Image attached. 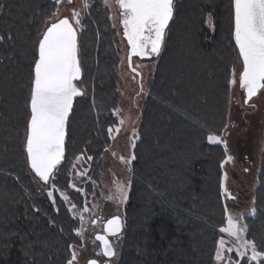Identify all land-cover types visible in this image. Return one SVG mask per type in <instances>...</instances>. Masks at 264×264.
Wrapping results in <instances>:
<instances>
[{
  "label": "trees",
  "instance_id": "obj_1",
  "mask_svg": "<svg viewBox=\"0 0 264 264\" xmlns=\"http://www.w3.org/2000/svg\"><path fill=\"white\" fill-rule=\"evenodd\" d=\"M0 264H67L79 220L53 189L30 172L25 139L40 35L55 0H0ZM232 0H173V16L148 82L133 147L117 264H212L226 223L222 194L225 150L208 137L227 122L232 70ZM108 10L91 7L78 30L82 75L67 122L65 154L51 184L76 205L69 186L72 159L91 155L97 177L112 110L118 103V57ZM255 215L246 238L264 251V146L254 189ZM240 264H248L240 258ZM253 264V263H252Z\"/></svg>",
  "mask_w": 264,
  "mask_h": 264
},
{
  "label": "snow or ice",
  "instance_id": "obj_2",
  "mask_svg": "<svg viewBox=\"0 0 264 264\" xmlns=\"http://www.w3.org/2000/svg\"><path fill=\"white\" fill-rule=\"evenodd\" d=\"M55 2L59 4L62 0ZM68 2L71 3L72 0ZM116 2L121 9L124 36L131 45L132 54L141 57L159 54L165 29L173 16V0H116ZM83 7L85 9L89 7L87 0H84ZM233 8V35L242 59V70L237 77L233 68L231 83L233 85L238 83L245 90V103H248L264 90V0H233ZM49 20L50 23L38 41V58L34 62L25 145L31 168L46 182L54 176V171L64 159L66 126L73 109V100L83 94L75 83L82 71L77 39V26L81 24L80 12L74 9L71 20L68 17L58 18L57 12ZM2 39L3 37H0V40ZM112 131L110 128L109 132ZM208 139L220 141L218 136L210 135ZM134 159L133 155L127 162L130 163ZM51 195L49 192V196ZM116 197L127 199L124 185H116ZM64 199L67 200L68 197L64 196ZM72 207L75 208V205ZM87 210L85 208V211ZM255 212L256 209L253 207L250 214L255 215ZM226 219L227 226L221 227L220 232L227 234L232 240L224 237L219 239L215 259L227 260V264H240L239 261L233 262L231 257H225V252L235 251L240 258L247 257L248 264L252 262L264 264V251L258 250L255 240L245 238L247 225L242 223L243 216L227 215ZM121 228L119 216L112 217L106 222V232L112 236L117 235ZM95 239L102 245L101 252L97 255L109 258L116 255L107 235L97 234ZM229 244L232 246L229 247ZM69 247L73 250L67 264H78L75 248L71 245ZM87 264L100 262L97 259H90Z\"/></svg>",
  "mask_w": 264,
  "mask_h": 264
},
{
  "label": "rangeland",
  "instance_id": "obj_3",
  "mask_svg": "<svg viewBox=\"0 0 264 264\" xmlns=\"http://www.w3.org/2000/svg\"><path fill=\"white\" fill-rule=\"evenodd\" d=\"M87 3L89 7L85 9L83 7L84 0H72L71 3L68 0H62L61 3L56 5L54 13L58 12V17L67 15L71 19L72 12L75 9L80 12L82 22L87 11L93 6L101 5L108 10V17L115 33L114 47L118 57L116 74L119 98L116 108L112 110L114 123L108 128L109 142L104 146L95 179L89 174L91 159H88V157H91V155L88 150H83L72 159L69 168V186L81 193L83 197L81 206L76 205L63 190L54 187L51 184V178L47 183H41L36 178V183L48 196L49 192L52 193L49 196L51 200L53 199L54 189L71 215L79 220L76 233L81 241L72 245L78 254V264H86V261L90 258H96L103 264L105 258L102 255H97L99 252L98 244L93 239L92 234L100 225L101 220L112 215H120L122 219L124 218L127 199L123 200L116 197V185H124L128 195L131 162L128 163L127 161L133 156V147L137 140V128L156 58H133L132 65L141 71V86L139 87L136 74L127 67V45L121 35L120 14L115 0H107V2L105 0H87ZM80 27L81 24L77 26V30ZM241 70L242 64L239 58L236 67L237 77ZM110 128L113 129L111 133L109 132ZM116 129H119V131H116ZM211 136L220 137V141L210 142L221 144L225 150V157L222 161V194L226 218L227 215L236 216L240 214L243 216L242 223L246 224L245 218L252 215L250 210L253 208L260 155L264 146V90H261L257 96L244 104L242 89L239 88L238 83L233 85L230 81L225 128L219 134H212ZM77 157H80V159H77ZM121 157L124 159H121ZM228 157L232 159L228 160ZM81 173L85 174L81 175ZM64 196H67L68 199L65 200ZM110 196L113 198L109 199ZM231 197H234V199ZM72 205H75V208ZM85 208L88 210L85 211ZM81 216H83V220H81ZM94 220L98 222L92 223ZM225 226H227V219ZM123 232L124 225L120 237L114 242L116 255L109 259L108 264H117ZM221 237L232 240L227 234L220 232L218 241ZM218 241L212 264H227V260L217 261L215 259ZM228 246L232 245L229 244ZM72 250L73 248H71V252ZM225 257H231L233 262L240 260L235 251L232 253L225 252ZM69 259H71V255ZM252 263L256 264V262Z\"/></svg>",
  "mask_w": 264,
  "mask_h": 264
},
{
  "label": "water",
  "instance_id": "obj_4",
  "mask_svg": "<svg viewBox=\"0 0 264 264\" xmlns=\"http://www.w3.org/2000/svg\"><path fill=\"white\" fill-rule=\"evenodd\" d=\"M115 3L117 4V2H116V0H115ZM117 7H118V9H119V14L121 13V9L119 8V6H118V4H117ZM232 8H233V0H232ZM64 17H68L67 15H64V16H60V17H58V18H64ZM69 18V17H68ZM70 19V18H69ZM121 19H122V17H121V15H120V18H119V24H120V27H121V35H122V37H123V39L125 40V42H126V45H127V54H126V63H127V67H128V69L131 71V72H133L134 74H136V76H137V81H138V83L140 82V76H141V72L137 69V68H135L133 65H132V61H133V58H138V59H152V58H156L159 54H151V55H149V56H144V57H141V56H139V55H136V54H132V49H131V45L128 43V40H127V37H125L124 36V29H123V25H122V23H121ZM71 20V19H70ZM170 22V21H169ZM50 23V21L47 23V25L44 27V29H43V31H42V33H41V35H40V38H39V40L41 39V37H42V34H43V32H44V30L46 29V27L48 26V24ZM169 24V23H168ZM166 30V29H165ZM233 32H234V8H233ZM164 36H165V33H164ZM232 38H233V42H234V44H235V40H234V35L232 34ZM77 39H78V35H77ZM38 40V41H39ZM162 46V45H161ZM235 46H236V44H235ZM236 49H237V52H238V55H239V50H238V47L236 46ZM160 51H161V48H160ZM160 53V52H159ZM38 58V44H37V51H36V59ZM239 58H240V61H241V64H242V59H241V57L239 56ZM35 59V60H36ZM133 69H135V71H133ZM33 74H34V64H33ZM81 75H82V71H81ZM81 79V76H80V78H79V80ZM78 80V81H79ZM78 81H76V82H78ZM75 82V83H76ZM238 86H239V84H238ZM78 87V86H77ZM79 88V87H78ZM239 88H241L240 86H239ZM80 89V91L82 92V90H81V88H79ZM242 89V88H241ZM242 91H243V103L244 104H247V103H245V100H246V92H245V90L244 89H242ZM82 96V95H81ZM78 97H80V96H78ZM78 97H75L74 98V100L76 99V98H78ZM74 100H73V103H74ZM70 114H71V112H70ZM70 114H69V116H70ZM29 117H30V100H29ZM29 117H28V119H29ZM28 122V121H27ZM27 133V132H26ZM66 135H67V126H66ZM65 141H66V136H65ZM25 145H26V139H25ZM25 154H26V160H27V165H28V168H29V170H30V172L32 173V175L35 177V178H37L41 183H47L46 181H44V180H42L36 173H35V171L31 168V166H30V163H29V161H28V158H27V152H26V147H25ZM64 154H65V150H64ZM64 160V159H63ZM63 160L61 161V163L60 164H62V162H63ZM59 164V165H60ZM58 165V166H59ZM57 166V167H58ZM116 216H119L120 217V220H121V224H122V228H121V231L117 234V235H121V233H122V231H123V219H122V217L120 216V215H113V216H111V217H109V218H107V220L108 219H111L112 217H116ZM107 220L104 222V225H103V232L102 233H100V234H102V235H107L108 236V239L110 240V238H109V236H112V235H110V234H108L107 232H106V222H107ZM97 235V234H96ZM96 237V236H95ZM100 242V241H99ZM110 242H111V240H110ZM112 243V242H111ZM113 245V244H112ZM100 246H101V248H102V245H101V242H100ZM113 248H114V246H113ZM106 258H109V257H106ZM111 258V257H110ZM90 259H94V258H90ZM90 259H88V260H90ZM87 260V261H88ZM87 261H86V264H87Z\"/></svg>",
  "mask_w": 264,
  "mask_h": 264
},
{
  "label": "flooded vegetation",
  "instance_id": "obj_5",
  "mask_svg": "<svg viewBox=\"0 0 264 264\" xmlns=\"http://www.w3.org/2000/svg\"><path fill=\"white\" fill-rule=\"evenodd\" d=\"M141 72V71H140ZM140 80H141V76H140ZM139 84V87L141 86V82H139L138 83ZM113 216V215H112ZM111 217V216H110ZM109 218V217H108ZM107 220V218L106 219H104V220H101L100 221V225H98L97 226V229L95 230V232L92 234V237H93V239L97 242V244H98V250H99V252H101V246H100V242L99 241H97L96 239H95V236H96V234H100V233H102L103 232V225H104V222ZM96 222H98V221H96ZM120 237V235H115V236H109V238H110V240H111V242H112V244H113V246H114V242H115V240L116 239H118ZM114 250H115V247H114ZM103 256V255H102ZM104 258H105V260H104V263L103 264H105V262H107V264H108V261H109V259H111V258H106L105 256H103ZM94 259H96V258H94ZM98 260V259H97ZM99 261V260H98ZM100 262V264H102L101 263V261H99Z\"/></svg>",
  "mask_w": 264,
  "mask_h": 264
}]
</instances>
